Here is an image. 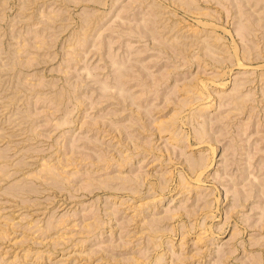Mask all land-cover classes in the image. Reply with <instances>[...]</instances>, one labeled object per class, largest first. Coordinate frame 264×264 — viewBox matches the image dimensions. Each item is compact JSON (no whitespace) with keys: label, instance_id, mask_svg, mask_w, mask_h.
<instances>
[{"label":"rangeland","instance_id":"rangeland-1","mask_svg":"<svg viewBox=\"0 0 264 264\" xmlns=\"http://www.w3.org/2000/svg\"><path fill=\"white\" fill-rule=\"evenodd\" d=\"M0 264H264V0H0Z\"/></svg>","mask_w":264,"mask_h":264}]
</instances>
